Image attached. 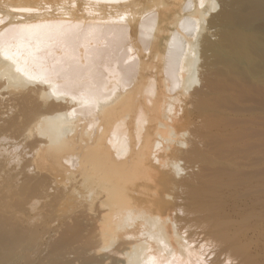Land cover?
Listing matches in <instances>:
<instances>
[{
  "label": "bare ground",
  "instance_id": "6f19581e",
  "mask_svg": "<svg viewBox=\"0 0 264 264\" xmlns=\"http://www.w3.org/2000/svg\"><path fill=\"white\" fill-rule=\"evenodd\" d=\"M12 1L41 6L0 0V83L31 90L0 104V137L31 138L0 142L4 181L41 168L42 182L89 188L81 201L104 196L39 234L0 203V264L21 261L29 233L25 251L48 248L30 264H264V0H221L215 15L214 0H179L164 20L128 19L137 0ZM154 21L159 65L138 53Z\"/></svg>",
  "mask_w": 264,
  "mask_h": 264
},
{
  "label": "rangeland",
  "instance_id": "374dc122",
  "mask_svg": "<svg viewBox=\"0 0 264 264\" xmlns=\"http://www.w3.org/2000/svg\"><path fill=\"white\" fill-rule=\"evenodd\" d=\"M8 1H10L11 3H17L19 6L21 5L22 7H26V8H30V9H34V8H37V7H40L41 5H39V4H36V3H32L31 1L29 2H16V1H12V0H8ZM33 1V0H32ZM91 2H97V3H99V4H106V3H117L115 0H90ZM140 4H141V6L140 7H138V5H136V9L137 8H141L142 6H144L142 9H140V10H138L139 12H137V13H135L133 10H131L132 12L131 13H125V14H129L128 15V17L127 16H125V17H127L128 19L130 18L129 16H131L130 14H133V15H136L135 17H137V14H151V13H153V14H157V17H159V20H161V19H165L166 17H165V15L164 14H167V8L171 5L172 6V4H176V2L178 3L179 2V0H146V1H143V0H137ZM215 1V7H214V9L212 10V12H209L208 14L209 15H212V14H216V13H218L219 11V7H220V3H221V0H214ZM219 1H220V3H219ZM142 2L143 3H145V4H143L142 5ZM138 3V4H139ZM142 10V11H141ZM48 12H49V14H53L51 11V9H48L47 10ZM62 11V10H61ZM63 12H65L64 10H63ZM66 13V12H65ZM72 12H70L69 14H71ZM73 14H76L75 12L73 13ZM176 14H184V12L183 11H179L178 13H176ZM1 15V14H0ZM14 15H16V14H8V16H14ZM159 15V16H158ZM124 17V18H125ZM134 16H132V19H133V21H131V23L129 22V24H130V26H131V24L133 23H135L136 21V18H133ZM126 18V19H127ZM129 21V20H128ZM160 22V21H159ZM160 24H161V22H160ZM132 27V26H131ZM215 29V28H214ZM204 31V29L202 30V32ZM201 32V33H202ZM151 37H150V41H149V47H144L143 45L140 47V49L138 50V53H139V56L141 57V59H143V61L144 62H147V63H153L154 64V62H155V64L154 65H156L157 64V62H158V64L157 65H159V61H156V60H154V62H151V60H149V59H151V58H153V59H155V57H152V55L154 54V52H155V49H154V51H152L153 50V48H154V44H155V42L157 41V39H158V37H159V32L157 31V23H156V21H154L153 23H152V32H151ZM200 51V50H199ZM198 52V51H197ZM198 55V54H197ZM145 58V59H144ZM198 61H197V64H196V73H195V79H196V82H195V86H193L192 88H196V87H198L199 86V77H200V69H201V65L200 64H202L203 63V57L201 56V54H199L198 55ZM148 59V60H147ZM153 59H152V61H153ZM201 60H202V63H201ZM150 61V62H149ZM152 65V64H151ZM152 67H153V65H152ZM156 69V68H155ZM154 69V70H155ZM149 70V69H148ZM147 69H145V71H144V73H145V77L147 78L148 76L150 77V74H151V77H153L154 76V80L157 78V79H159L160 78V76L159 77H155V72L156 71H152L153 69H151V70H149L148 71ZM150 72V73H148V72ZM152 71V72H151ZM136 73V74H135ZM137 73H138V71H137V69L134 71V72H132V78H131V80H133L135 77H137ZM148 74V75H147ZM152 79V78H151ZM1 80H3L2 78H1ZM0 80V81H1ZM146 80V79H145ZM153 80V79H152ZM3 83H4V81H2ZM1 82V83H2ZM1 83H0V85H1ZM2 83V84H3ZM2 86V85H1ZM3 87V86H2ZM2 87H1V89H2ZM4 87H6V85L4 86ZM3 87V89H6V88H4ZM26 88H28V87H26ZM26 88H23V89H21L20 88V90H18V89H15V90H17V92L13 89V88H9V89H6V90H2V91H0L1 93V95H0V104H2V106H3V103L5 102H7V103H10L11 101H12V103H13V101H15V100H12L13 98L15 99V98H17V97H15V96H17L18 94H19V92H22V93H26L27 91L30 93L31 92V90L29 91V90H24V89H26ZM30 88H32V87H30ZM25 91V92H24ZM7 95H6V94ZM32 94H34L33 92H32ZM11 95H12V97L13 98H11ZM21 94H19L18 96H20ZM1 97H2V99H1ZM7 97H9V99L7 98ZM182 97H183V95H182ZM8 101H7V100ZM10 99H11V101H10ZM6 100V101H5ZM2 101H4L3 103H2ZM40 102V101H39ZM4 105H6V104H4ZM1 106V105H0ZM5 108V107H4ZM4 108H2V110L4 109ZM17 108V107H16ZM1 109V108H0ZM16 109L14 108V114L15 113H17L16 111H15ZM17 111H18V109H17ZM19 112V111H18ZM174 112V111H173ZM8 113H9V111H8ZM11 113V112H10ZM14 114H12V115H14ZM4 115V114H3ZM2 118H4V117H2ZM5 119V118H4ZM20 118H18V120H19ZM18 122H20V120L18 121ZM21 126V125H20ZM89 128H90V126H88ZM20 128H22V127H20ZM12 130V132L10 131V129H8L7 128V130L6 131H4V134H3V136H4V138L3 137H0V140L2 139V141H0L1 143H3L4 142V147H9V150H12V152H17L18 150H20L21 149V145H22V147L26 144V143H23V144H21V143H19V141H21L22 139V141L23 142H27V143H29L30 142V133L29 134H27V136L29 135V140H24V134H26L27 133V131L26 130H24V128H23V130H24V132L25 133H23V137H21V136H19L18 138H20L21 137V139H19L18 140V138H17V135H16V133L18 134V135H20L21 133H22V129H19V128H16L15 127V129L14 128H11ZM15 130V132H14V130ZM18 129H19V133H18ZM9 130V131H8ZM17 130V131H16ZM21 130V131H20ZM15 133V134H13L12 135V133ZM7 135V136H6ZM12 135V137L13 138H7V137H10V136ZM16 135V136H15ZM27 136H25V137H27ZM32 136V135H31ZM6 138V139H5ZM14 138H16V139H14ZM8 139V140H7ZM26 139V138H25ZM27 139H28V137H27ZM32 140H33V136H32ZM32 142V141H31ZM9 143H11V146H12V148H11V146L9 145ZM15 143H16V145H15ZM30 144V143H29ZM14 145V146H13ZM16 146H18V147H16ZM27 145H25L24 147H26ZM15 147V148H14ZM179 167L181 168L182 167V164H181V162L179 163ZM41 171H42V169L41 168H38L37 169V171H36V173H38V174H36V173H34L32 176L33 177H27L25 174H22V175H20V177H18L16 180H15V182H14V184H12V185H9V184H7V183H5L6 181H4V176H3V174H2V172L0 171V198L3 200H0V203H4L5 205H6V207H7V210H8V208H9V212L11 211V210H13L14 209V207H15V212H16V214H13V213H11V215L12 216H17L18 217V220H19V222L21 223V225H22V228H27V226H34V227H38V234L41 232V231H44V230H42L43 229V227H41V224L43 225V224H46L47 222H48V225H50L49 223H51V220L52 221H54V222H52V225L51 226H53V223H56L55 225L58 227V229H57V232H59V230H61L62 228H63V223H66V222H69L70 220H71V218H72V216L73 217H76V216H78V217H82V218H84L86 215L87 216H93V215H95L94 214V212L96 211V206H97V200H98V198L99 197H102V196H104V194H102L101 196H99V197H97L94 201L92 200V201H89V199L88 200H86V198H84L82 201H81V199H80V195L81 194H79V193H82V191H84V192H88V190H89V188L86 190V189H84V187L85 186H83V188H82V186H77V187H75V188H73V187H69V185H70V179H67V180H61V181H56V180H53V184H51L50 183V180L49 179H44V182H42V179L40 178V175L39 174H41ZM183 171L184 170H182L181 169V171L179 172V173H183ZM24 175V176H23ZM23 177V178H22ZM19 178H21V179H19ZM29 178V179H28ZM36 178V179H35ZM33 180V181H32ZM19 181V182H18ZM39 181V182H38ZM1 182H3V183H1ZM17 182V183H16ZM27 182H28V184H27ZM19 183V184H18ZM22 183H24L23 185H22ZM37 183V184H36ZM40 183V184H39ZM41 183H43V184H45L44 186L45 187H43V184H41ZM5 185H6V187H5ZM15 185V186H14ZM27 185H29V186H27ZM31 185V186H30ZM1 186H4V188L2 189V187ZM12 186V187H11ZM19 186H21V187H19ZM40 186V187H39ZM25 187V188H24ZM68 187V188H67ZM12 188H14V190L12 189ZM29 188V189H28ZM36 188V189H35ZM38 188H39V190H38ZM43 188V189H42ZM48 188V189H47ZM19 189H21V190H19ZM26 189H28L29 191V193L27 194L26 193ZM41 189V190H40ZM46 189V190H45ZM74 189V190H73ZM5 190V191H4ZM25 190V191H24ZM31 190V191H30ZM33 190V191H32ZM44 190H45V193L47 194V197H46V195H44ZM52 190V193L50 192ZM54 190V191H53ZM15 192V195L16 196H14V193H12V192ZM41 191V192H40ZM57 191V192H56ZM19 192V193H18ZM31 192V193H30ZM55 192V193H54ZM3 193V194H2ZM10 193H11V195H10ZM22 193H24V195H25V198L23 197L24 195L22 194ZM33 193H34V195H33ZM38 193H40V194H38ZM2 194V195H1ZM27 194V195H26ZM55 194V195H54ZM59 194H61V195H59ZM87 194V193H86ZM6 195H7V197H6ZM17 195L20 197L21 196V198H18L17 197ZM40 196L39 198H38V196ZM10 196V197H9ZM14 196V197H13ZM27 196V197H26ZM37 198H36V197ZM41 196H44V197H41ZM88 196V195H87ZM3 197V198H2ZM16 197V198H15ZM29 197V198H28ZM33 197V198H32ZM49 197H51V198H49ZM62 197V198H61ZM6 198V199H5ZM12 198V199H11ZM28 198V199H27ZM41 198H43L42 200H41ZM53 198V199H52ZM55 198V199H54ZM15 201H14V200ZM35 199V200H34ZM38 199V200H37ZM47 199V200H46ZM49 199H52L51 200V202L49 203ZM65 199V200H64ZM11 200H12V203H10L11 202ZM34 200V201H33ZM53 200H55V201H53ZM5 201V202H4ZM17 201V202H16ZM25 201V202H24ZM53 201V202H52ZM58 201V202H57ZM36 202V203H35ZM56 202V203H55ZM92 202H93V204H92ZM35 203V204H34ZM52 203V204H51ZM22 204V205H21ZM34 206H33V205ZM45 204V205H44ZM49 204V205H48ZM16 205V206H15ZM30 205V206H29ZM52 205V206H51ZM48 206V207H47ZM16 207H17V209H18V213H17V209H16ZM46 207V208H45ZM54 207V208H53ZM13 208V209H12ZM22 208V209H21ZM29 209V210H27V209ZM48 208V209H47ZM49 208H51V209H49ZM23 209H24V211H23ZM26 209V210H25ZM43 209L44 210H46V212L45 211H43ZM20 210V211H19ZM32 210V211H31ZM38 212H37V211ZM48 210V211H47ZM55 210V211H54ZM53 211V212H52ZM28 212H29V214H28ZM34 212V213H33ZM50 212V213H49ZM79 212H81V214L79 213ZM24 213V214H23ZM44 213V214H43ZM49 213V214H48ZM52 213V214H51ZM26 214V215H25ZM39 214V215H38ZM34 215V216H33ZM45 216V218L46 219H44L43 217ZM47 215V216H46ZM75 215V216H74ZM25 216L27 217V218H25ZM39 216V217H38ZM41 216V217H40ZM38 217V218H37ZM52 217H54V218H52ZM69 217H71V218H69ZM41 218V219H40ZM29 220L30 221V219H31V222H29V221H27V220ZM38 221H37V220ZM44 219V220H43ZM49 219V220H48ZM62 219V220H61ZM65 219V220H64ZM45 221V222H44ZM61 221V222H60ZM62 221H63V223H62ZM25 222V223H24ZM59 223V224H58ZM34 224V225H33ZM36 224V225H35ZM40 226V227H39ZM62 226V227H61ZM51 230H53V227H50V231ZM36 232V233H37ZM56 232V233H57ZM41 233H43V232H41ZM31 237H30V233L27 235V237L25 238V240H24V242H23V244H25L24 246H23V251H22V253H21V257H20V259H21V261H19V263L20 264H22L23 262L25 263V264H30V261H33L34 259L36 260V259H41L42 257H43V253H44V251L45 250H47L48 248H47V246H46V243H44L43 241L44 240H41L40 239V241L38 242V244H39V248H38V250H39V252H38V254H35V255H33L30 251H28V248H27V252L25 251V249H26V247H28L29 245H30V242H31ZM115 243L116 242H113V244H111L110 246H108V247H106V249L108 250L110 247H112V246H114L115 245ZM28 245V246H27ZM50 249V248H49ZM105 249V250H106ZM23 255H25V256H23ZM54 256H55V254H54ZM26 259V260H25ZM22 260H25V261H23L22 262ZM18 263V264H19Z\"/></svg>",
  "mask_w": 264,
  "mask_h": 264
}]
</instances>
